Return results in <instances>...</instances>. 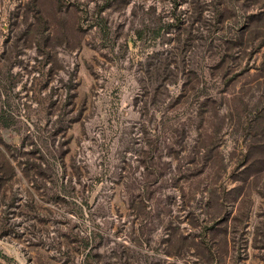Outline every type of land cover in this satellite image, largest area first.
<instances>
[{
    "label": "rangeland",
    "instance_id": "1",
    "mask_svg": "<svg viewBox=\"0 0 264 264\" xmlns=\"http://www.w3.org/2000/svg\"><path fill=\"white\" fill-rule=\"evenodd\" d=\"M0 264H264V0H0Z\"/></svg>",
    "mask_w": 264,
    "mask_h": 264
}]
</instances>
